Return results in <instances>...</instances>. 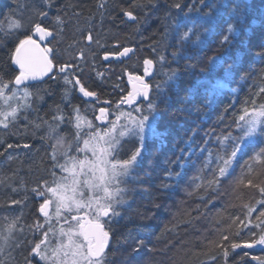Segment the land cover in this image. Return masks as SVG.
<instances>
[{"label":"snow or ice","instance_id":"snow-or-ice-1","mask_svg":"<svg viewBox=\"0 0 264 264\" xmlns=\"http://www.w3.org/2000/svg\"><path fill=\"white\" fill-rule=\"evenodd\" d=\"M157 4L158 0H141L122 10V15L139 23L135 10L143 8L155 14L160 11ZM54 6V0H12L7 12L0 13L4 17L0 21V51H4L0 57V128L17 127L21 120L34 130L47 125L46 135L39 134V138L42 143L51 142L45 151L52 177L30 189L34 202L39 201L31 223L23 220L25 198H13L4 205L19 206L20 215L4 217L0 264H125L114 257L131 235L118 230L122 221L130 219L135 203L130 197L140 191L149 195V206L135 210L138 218L147 220L152 209L160 207V197L170 194L183 176L184 165L179 164L185 159L182 155L169 161L170 165L179 164L181 171L170 170L166 180L154 190L151 185L140 189L134 184L147 140L160 135L156 125L164 117L162 109L170 106L174 94H180L178 85L185 76L193 79L183 90L181 107L167 113L170 119H179L189 109L216 104L226 82H234L245 71L240 56L251 51L249 37L257 23L264 24V5L261 19L256 20L250 19L253 6L249 0H193L189 5H184L183 0H171L166 8L164 33L156 45L150 46L158 58L142 59V75L129 73V80L135 83L115 102L114 109L110 107L112 101L101 100L100 94L83 81L89 66L83 48L70 61L59 59L56 44L68 21L59 12L50 20L48 9ZM105 6L100 4L101 8ZM172 8L178 11L173 14ZM84 38L88 42L85 47L99 44L91 31ZM113 47L114 51H104V61L114 58L123 63L135 52L119 43ZM234 49H239L235 55ZM259 49L256 55L264 59V42ZM196 51L215 53L208 56L207 68L199 74L195 70L200 64L193 62ZM97 76L102 78L104 73L97 72ZM260 76L264 78V69ZM45 77L62 80L65 86L60 102L51 112V121L36 109L37 102L53 94L41 87V82L47 83ZM76 93L82 104H100L93 108L91 119L82 115V108L74 103ZM261 94L264 87L244 102L241 114L227 126V131L217 134L214 128L210 129L199 149L202 159L197 180L204 173L203 178L216 187L217 194L229 182L237 188L243 185L254 190L252 201L242 203L240 214H233L227 227L217 229V239L210 242L220 250L223 264H264V255L237 252L259 249L264 253V102H258V98L264 99ZM34 112L37 115L32 121ZM218 121L225 122L223 113L218 115ZM66 129L71 130L70 138L60 134ZM128 143L132 147L122 155ZM0 146V156L9 149L34 147L27 142L13 144L3 140ZM254 174L260 178L253 179ZM144 247V240L138 236L128 240L129 254H139ZM15 250L22 259L12 254ZM232 253L240 256L238 262L235 257L230 260ZM212 259L216 260V256Z\"/></svg>","mask_w":264,"mask_h":264},{"label":"trees","instance_id":"trees-1","mask_svg":"<svg viewBox=\"0 0 264 264\" xmlns=\"http://www.w3.org/2000/svg\"><path fill=\"white\" fill-rule=\"evenodd\" d=\"M140 2L141 0H54L55 6L48 9L50 20L59 12L65 14V19L68 21L63 35L59 37V43L56 44L60 50L59 59L70 61L74 55L78 56L79 50L83 48L89 65L83 74V81L100 94L101 100L112 101L111 109L115 108V102L120 96L127 92L124 73H140L142 59L156 57L150 46L156 45L164 33L166 8L171 0H158L157 7H160V11L155 14L147 9H136L140 17L139 23H127L122 10H128L131 5ZM143 2L147 3V0ZM192 2L193 0H183L184 5ZM249 2L253 6L250 19L260 20L264 0H249ZM101 3L106 6L101 8ZM9 4H12V0H0V13H6ZM145 11H148V18H145ZM177 11L175 8L171 9L173 14ZM184 11H187L186 7ZM192 15L195 16L196 13L193 12ZM3 19V15H0V21ZM89 31L94 40H99V44L94 42L90 47H85L88 42L84 37ZM249 42L251 51H244L240 56L245 71L240 73L234 82H226L227 87L220 91L216 104L211 108L189 109L175 120L168 117L169 111L181 107L183 90L193 79L185 76L178 85L180 94H174L170 106L162 109L164 117L156 125L160 135L147 140L143 163L137 169L139 175L134 178V184L140 189L151 185V190H154L166 180L170 170L174 168L175 171H181L179 164L184 165L183 176L170 194L160 197L158 201L160 207L153 208L147 220L138 218L135 210L137 207L149 206V195L143 191L138 194L133 193L130 201L134 199L135 203L129 213L130 219L126 218L118 226L119 231L131 235L114 257L117 261L124 260L125 264H223L222 257L218 255L220 250L213 247L210 242L217 239V229L223 230L227 227L226 222L233 214H240L242 203L252 201L254 190L243 185L237 188L229 182L219 189L217 194L216 187L210 186L203 178L204 173H200L201 179L197 180V170L202 159L199 149L203 146L205 134L209 133L210 129L214 128L217 134L227 131V126L241 114L244 102L258 92L260 87H264V78L260 76V70L264 69V59L256 55L260 50L259 45L264 42V24L257 23L249 37ZM117 43L134 48L132 58L124 59L123 63L111 61L107 65L103 64L104 51H114L113 46ZM237 51L239 49H234L233 54L235 55ZM213 54L215 53L211 51L205 54L198 51L193 53L195 57L193 62L198 61L200 64L195 70L197 74L206 70L208 56ZM3 56L4 51H0V57ZM97 72L104 73V76L102 78L97 76ZM118 78H121V81H118ZM158 78L162 79V77ZM45 81L47 83L41 82V87L50 90L53 94L45 96L42 102H37L36 109L40 116L51 121V112L55 104L60 102L65 86L59 79L48 80L46 77ZM75 96V104L82 110L93 111V108L100 106L99 103L84 105L81 103L82 98L79 93ZM261 97H264V94H261ZM258 102H264V99L258 98ZM225 108L228 109L227 112ZM37 112L32 114V121H35ZM221 113L225 115L223 124L218 121V115ZM233 132L235 133L234 127ZM46 133L47 125L34 130L33 127H27L23 120L18 122L17 127H10L7 130L0 128V140L13 144L40 143L37 148L21 150L16 155L8 150L4 156H0V231L6 223L5 216L11 218L20 215L19 206H4L13 198H25L26 207L22 209L23 220L31 223L34 219L33 209L38 207L39 201L34 202L30 189L44 180L52 179L49 157L45 151L47 142L42 143L39 138V134L46 135ZM131 147V143L126 144L121 154L123 155V152ZM182 155L185 159L180 160L179 164H169V161H175ZM236 176H240V168L236 169ZM259 178L256 174L253 175L255 180ZM196 184L201 186L196 187ZM13 188L17 191L13 192ZM258 198L256 192L255 199ZM137 236L144 240L146 247L139 254H129L128 240H135ZM28 238L31 239L30 233ZM240 251L264 255L259 249L237 250ZM12 254L22 259L18 250L13 251ZM213 256H216V260L212 259ZM232 257H235L237 262L240 260V256L235 253L231 254L230 260Z\"/></svg>","mask_w":264,"mask_h":264},{"label":"bare ground","instance_id":"bare-ground-1","mask_svg":"<svg viewBox=\"0 0 264 264\" xmlns=\"http://www.w3.org/2000/svg\"><path fill=\"white\" fill-rule=\"evenodd\" d=\"M127 22V21H126ZM128 23V22H127ZM129 24H134V23H129ZM133 74H136V73H133ZM139 75H142L143 73H142V68H141V72L140 73H138ZM125 75H127V77H128V79H129V73H124V83H125V86H128V84H127V78L125 77ZM46 78V77H45ZM118 81H121V78H118ZM130 81V80H129ZM131 83L133 82V81H130ZM129 88V87H128ZM74 103H75V101H74ZM85 105V104H84ZM53 111V110H52ZM69 111H70V109H69ZM88 110H85V109H83L82 110V115H83V113H85V112H87ZM51 116V115H50ZM11 150V151H10ZM9 150V152L10 153H13V154H18V152L19 151H21V150H23V151H26L25 149H23V148H17L16 150H14V149H10ZM28 151V150H27Z\"/></svg>","mask_w":264,"mask_h":264},{"label":"flooded vegetation","instance_id":"flooded-vegetation-1","mask_svg":"<svg viewBox=\"0 0 264 264\" xmlns=\"http://www.w3.org/2000/svg\"><path fill=\"white\" fill-rule=\"evenodd\" d=\"M126 88H127V91H129L128 86H126ZM92 116H93V113L89 116V119H91ZM60 134L63 135V136H65L66 138H70V137H71V130H70V129H66L64 132H61ZM48 143H49V142H47L46 144L48 145ZM50 143H51V142H50ZM39 144H40V143H38V142L34 143V144H33V145H34V148H37ZM9 150H10V149H9ZM25 150L27 151V150H30V149H25ZM10 151H11V150H10Z\"/></svg>","mask_w":264,"mask_h":264},{"label":"water","instance_id":"water-1","mask_svg":"<svg viewBox=\"0 0 264 264\" xmlns=\"http://www.w3.org/2000/svg\"><path fill=\"white\" fill-rule=\"evenodd\" d=\"M125 20H126L128 23H135V21H129V20L127 19V17H125ZM102 60H103V59H102ZM111 61L119 62L118 60L112 58V59H110L109 61H104V60H103V63H104V64H108V63L111 62ZM125 77L127 78V84H128L129 89L132 90V84L135 83V81H133V82L131 83V82L129 81L127 75H125ZM97 123H99V122H97Z\"/></svg>","mask_w":264,"mask_h":264},{"label":"rangeland","instance_id":"rangeland-1","mask_svg":"<svg viewBox=\"0 0 264 264\" xmlns=\"http://www.w3.org/2000/svg\"><path fill=\"white\" fill-rule=\"evenodd\" d=\"M102 62H103V60H102ZM107 105H105V107H106ZM93 113V111L91 110H88L87 112H85V113H83V115H85L86 114V118L87 119H89V116L91 115ZM17 235H19V233H17ZM7 251V250H6Z\"/></svg>","mask_w":264,"mask_h":264}]
</instances>
